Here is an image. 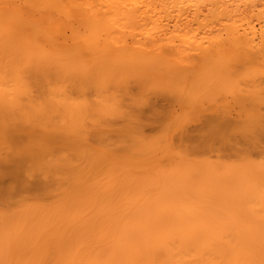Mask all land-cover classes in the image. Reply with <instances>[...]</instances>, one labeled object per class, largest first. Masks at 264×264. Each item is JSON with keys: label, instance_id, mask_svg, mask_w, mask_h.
Returning <instances> with one entry per match:
<instances>
[{"label": "bare ground", "instance_id": "obj_1", "mask_svg": "<svg viewBox=\"0 0 264 264\" xmlns=\"http://www.w3.org/2000/svg\"><path fill=\"white\" fill-rule=\"evenodd\" d=\"M205 4L223 33L187 29ZM236 15L0 0V264H264V10Z\"/></svg>", "mask_w": 264, "mask_h": 264}, {"label": "rangeland", "instance_id": "obj_2", "mask_svg": "<svg viewBox=\"0 0 264 264\" xmlns=\"http://www.w3.org/2000/svg\"><path fill=\"white\" fill-rule=\"evenodd\" d=\"M227 3H228V5H230V7L233 10H236V13L238 15V19H240V18L243 19L244 26L246 25V27H250V25H251L250 23H252L254 25H252L251 27H254V28L256 27L255 29L259 30L258 27H260L259 25H261L262 20H263L262 12L264 10V0H227ZM202 9H203L202 10V14L204 15L202 17H205L204 22H206V25L205 24H201V25H199V24H191L192 26H188L187 27V29H189L191 31L190 32L191 35L192 34L194 35L195 32H198L197 31L198 28H199V31H201V33L200 32L197 33L200 37L208 36V35H210V33L216 31L217 29H219L221 31L222 26L220 24L218 25V23H217V25L215 26L216 22H212L211 20H207V19H210L209 5L205 4L202 7ZM237 15H236V17H237ZM260 19H262V20L260 21ZM247 23H249V24H247ZM169 24H170L169 27L170 26L171 27H170V30L168 29V31L172 32L173 31L172 23H169ZM200 26H202L204 28L201 29ZM218 26L221 29L218 28ZM195 29H197V30H195ZM212 29H214V30H212ZM187 31L188 30H186V32ZM170 32H168V33H170ZM190 33L187 34L188 37L189 36L191 37ZM221 33H223V31H221ZM201 34H203V36ZM196 35H194V36H196ZM192 38H193V36H192ZM193 126H195V125H190V127H193ZM149 129H152L151 131L149 130L150 132H154V131L158 130L155 127V125L154 126L152 125Z\"/></svg>", "mask_w": 264, "mask_h": 264}]
</instances>
